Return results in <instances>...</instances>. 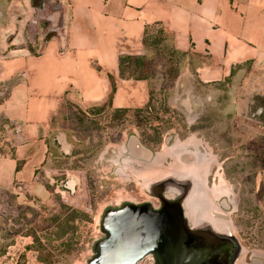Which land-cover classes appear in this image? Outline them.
<instances>
[{"label": "rangeland", "instance_id": "374dc122", "mask_svg": "<svg viewBox=\"0 0 264 264\" xmlns=\"http://www.w3.org/2000/svg\"><path fill=\"white\" fill-rule=\"evenodd\" d=\"M3 1L0 37L7 25ZM159 27H150L142 56L150 63L148 101L152 98L157 106L149 120L174 122V131L152 151L140 143L134 121L144 119L133 113L136 107L116 119L113 108L91 117L87 110L67 105L53 122L49 157L39 169V191L45 187L49 196L39 192V201L27 198L24 185H8L11 167H0V181L7 186L0 188V264H44L28 249L35 246L28 236L33 234L51 246L52 264H88L103 236L105 210L149 201L160 208L152 190L166 183L168 198L186 195L189 200L193 195L192 207L203 214L204 222L236 238L243 248L236 264H264V71L245 63L234 67L229 77L205 83L199 71L210 56L181 53L169 41L156 44ZM4 44L1 40L0 159H14L20 146L14 141L17 126L6 118V110L10 91L27 77L25 71L10 72ZM33 45L38 57L39 43ZM169 110L175 114L166 115ZM68 182H73L72 189ZM63 203L87 217L76 221L73 252L68 254L37 230L61 212Z\"/></svg>", "mask_w": 264, "mask_h": 264}, {"label": "crops", "instance_id": "0c3cea01", "mask_svg": "<svg viewBox=\"0 0 264 264\" xmlns=\"http://www.w3.org/2000/svg\"><path fill=\"white\" fill-rule=\"evenodd\" d=\"M48 1L34 9L32 0H5L7 25L0 37L9 52L10 72L25 71L27 77L10 91L6 110L20 146L14 159H0V167H11L8 185L18 181L33 201H39V192L49 196L45 187L39 191V169L49 157L53 122L67 105L81 111L103 107L113 78L115 111L146 107L147 81L123 80L120 57L144 56V36L153 25L165 30L176 51L210 56L199 71L205 83L221 81L245 63L264 71V0ZM61 22L62 31L46 41ZM34 43H39L38 57L26 47ZM19 162L24 165L17 172ZM6 187L0 181V188Z\"/></svg>", "mask_w": 264, "mask_h": 264}, {"label": "water", "instance_id": "95a60500", "mask_svg": "<svg viewBox=\"0 0 264 264\" xmlns=\"http://www.w3.org/2000/svg\"><path fill=\"white\" fill-rule=\"evenodd\" d=\"M168 185L153 187L160 209L128 205L106 215L102 229L107 237L97 243L88 264H137L147 256L155 264H236L243 251L236 238L207 222L193 227L184 207L187 196L168 198Z\"/></svg>", "mask_w": 264, "mask_h": 264}, {"label": "trees", "instance_id": "16d2710c", "mask_svg": "<svg viewBox=\"0 0 264 264\" xmlns=\"http://www.w3.org/2000/svg\"><path fill=\"white\" fill-rule=\"evenodd\" d=\"M43 2H50L48 0H32V6L34 9H39L42 5ZM54 10L60 11L59 6H54ZM62 17V15H61ZM43 27L46 26L45 23H42ZM159 36L153 38V41L156 44H160L161 42L167 41V35L165 30L162 27H159ZM62 22L61 26L59 29L54 30L53 32H49L46 41H49L52 37L57 36L60 31H62ZM149 29L146 30L145 36H144V45H146L148 37H149ZM29 50L31 53L34 54V51L32 48L29 46ZM150 69V63L147 61L145 58L142 56H137V57H132V56H121L120 57V77L123 80H135V81H148V77L146 74L148 73ZM143 73V74H139ZM128 74V75H127ZM233 74V73H232ZM231 74V75H232ZM112 80V92L111 95L109 96L108 102L103 106V107H92L85 112V114L91 116V117H96L98 115L104 114L108 108H112V103L113 99L115 96V93L117 91L116 83L113 78ZM152 96V95H151ZM152 98L150 99V102L146 105L144 109H138L135 110L133 113L137 116L140 117L144 120H149L153 114L156 113L157 111V106H154L152 104ZM166 107V106H165ZM167 112V111H165ZM129 111L127 109L124 110H116L114 117L117 119L124 118L127 116ZM198 127H194L192 130L196 131ZM24 163L19 162L17 163V172L20 171L23 167ZM22 184H16V187H20ZM24 192V190H23ZM261 195H263L264 192V187L260 188ZM25 196L29 199H33V197L29 194L28 191L24 192ZM61 212L55 214L54 216L50 217L45 221V226L38 227L37 230L39 233L43 234L46 236L49 240V242H52L53 240H56L57 242L60 243L59 249L61 248L62 252L64 253H71L73 252V247H74V236L77 230L76 227V221L81 220V219H86L87 217L85 215H80L79 211L73 207H69L68 205H65L64 203L61 205ZM33 231V230H31ZM33 234V233H32ZM32 236L34 238V247H28L29 250H34L38 253V260L44 264H52V259H53V251L50 245H44L41 242L40 236L37 237L34 234L33 235H28ZM25 257H23V262H24Z\"/></svg>", "mask_w": 264, "mask_h": 264}, {"label": "flooded vegetation", "instance_id": "af4514ba", "mask_svg": "<svg viewBox=\"0 0 264 264\" xmlns=\"http://www.w3.org/2000/svg\"><path fill=\"white\" fill-rule=\"evenodd\" d=\"M167 112H169V113L172 112L173 114H175V112L170 111V110ZM172 113L166 114V115H171ZM155 121L156 120L134 121V125L138 129V132H139L140 143L144 147L151 149L152 151L156 150V147L159 146L161 144V142L164 141V137L166 134H168L170 131H174V128H173L174 122H170V121L163 122L160 120H158L156 122ZM189 130H191V129H189ZM164 131H166V133ZM144 204L152 205L153 203H150V202H145V203L144 202L143 203L124 202L120 205H117L116 207H110V208L106 209L104 214H103L102 222H101V230H102L103 236L98 242L104 240L107 237V235L103 232V229H102L103 228L102 227L103 226V220H104V217L106 215L114 214L115 212L122 210L124 207H126L128 205L141 206ZM160 206H161V204H160ZM152 207L155 209H160V208H156V206L154 204L152 205ZM186 214H187V212H186ZM220 233H223V232H220ZM223 234L224 235H228V234L232 235L231 233H223ZM97 243L94 246V250H95ZM150 259H151V261H149V263H147V260H150ZM155 263H156V261H155V258L153 256H147L144 259H142L140 262H138L137 264H155Z\"/></svg>", "mask_w": 264, "mask_h": 264}, {"label": "bare ground", "instance_id": "6f19581e", "mask_svg": "<svg viewBox=\"0 0 264 264\" xmlns=\"http://www.w3.org/2000/svg\"><path fill=\"white\" fill-rule=\"evenodd\" d=\"M185 179V178H184ZM176 186V185H175ZM173 187V186H172ZM170 188V187H169ZM174 191H177V190H175V189H173ZM198 192V191H197ZM168 194H170V193H168ZM196 195V194H195ZM198 195V194H197ZM197 195H196V197H197ZM190 198V197H189ZM153 201V200H152ZM151 201V202H152ZM150 202V201H149ZM195 202V201H194ZM157 203V202H156ZM159 203V202H158ZM192 203H193V195H192V197L189 199V200H187V201H185V205H184V207H189L186 211H187V217H188V219H189V222H190V224L193 226V227H200L203 223H204V221L206 220L205 218H204V216H203V214H201V213H199V212H196V208L195 209H193V205H192ZM155 204V203H154ZM153 205V204H152ZM202 205V204H201ZM210 219V218H209ZM210 222V221H209ZM217 223V222H216ZM210 224L212 225V222H210ZM214 226H215V224H213ZM212 225V227L217 231V232H222V229L220 228V227H214ZM225 231V230H224Z\"/></svg>", "mask_w": 264, "mask_h": 264}]
</instances>
